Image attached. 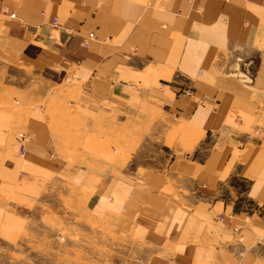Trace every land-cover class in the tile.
Returning a JSON list of instances; mask_svg holds the SVG:
<instances>
[{
  "label": "crops",
  "instance_id": "crops-1",
  "mask_svg": "<svg viewBox=\"0 0 264 264\" xmlns=\"http://www.w3.org/2000/svg\"><path fill=\"white\" fill-rule=\"evenodd\" d=\"M0 50L34 72L0 108L1 244L264 264V0H0Z\"/></svg>",
  "mask_w": 264,
  "mask_h": 264
},
{
  "label": "rangeland",
  "instance_id": "rangeland-1",
  "mask_svg": "<svg viewBox=\"0 0 264 264\" xmlns=\"http://www.w3.org/2000/svg\"><path fill=\"white\" fill-rule=\"evenodd\" d=\"M31 77L34 78L33 71L23 70L21 64L7 61L0 50V108L9 103L15 108V102L20 101L23 96L18 91L15 92L16 87L28 83ZM44 233L46 232H42V235ZM45 235L39 239L40 243L38 238H28L14 246L0 243V264H84L80 253L75 251L72 252V263L70 260L66 261L63 241L48 233ZM95 255L96 251L92 258Z\"/></svg>",
  "mask_w": 264,
  "mask_h": 264
},
{
  "label": "built area",
  "instance_id": "built-area-1",
  "mask_svg": "<svg viewBox=\"0 0 264 264\" xmlns=\"http://www.w3.org/2000/svg\"><path fill=\"white\" fill-rule=\"evenodd\" d=\"M2 11H4V12L6 11L5 7L2 9ZM8 16L11 18H14L15 14H14V12L13 13L11 12L8 14ZM56 23H57V20H56V18H54L52 21V26L55 27ZM92 35H93V32L88 34V37H92ZM49 36H52V34H49ZM83 43H86V41L83 40ZM15 138L18 142L17 157H22V156H24L25 151H26V148H25L26 136H25V134L18 132Z\"/></svg>",
  "mask_w": 264,
  "mask_h": 264
}]
</instances>
